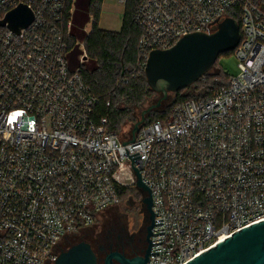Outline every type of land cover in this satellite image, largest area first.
Returning a JSON list of instances; mask_svg holds the SVG:
<instances>
[{"label": "built area", "instance_id": "1", "mask_svg": "<svg viewBox=\"0 0 264 264\" xmlns=\"http://www.w3.org/2000/svg\"><path fill=\"white\" fill-rule=\"evenodd\" d=\"M20 3L33 22L21 34L0 25V264H54L67 237L122 204L135 169L153 203L147 264H186L264 219V0L141 1L139 73L152 50L232 17L240 74L135 141L109 130L70 64L75 0H0V20Z\"/></svg>", "mask_w": 264, "mask_h": 264}, {"label": "water", "instance_id": "2", "mask_svg": "<svg viewBox=\"0 0 264 264\" xmlns=\"http://www.w3.org/2000/svg\"><path fill=\"white\" fill-rule=\"evenodd\" d=\"M34 19L33 9L26 3H20L7 12L0 20V25L21 34ZM240 40L238 21L227 17L219 22L217 30L212 33H189L170 48L152 50L146 63V78L149 86L160 97L142 111L140 119L133 125L129 141H135L147 116L153 110H159L162 102L169 98L170 92L182 90L202 78L214 66L219 55L235 50ZM135 171L136 188L146 194L143 202L150 214L148 246L144 256L125 261L129 264H147L152 246L153 203L149 187L143 182L139 170ZM114 257L121 258L119 253H112L107 257L106 264H112ZM54 264H97V258L91 245L83 241L62 251ZM186 264H264V219L235 231Z\"/></svg>", "mask_w": 264, "mask_h": 264}, {"label": "trees", "instance_id": "3", "mask_svg": "<svg viewBox=\"0 0 264 264\" xmlns=\"http://www.w3.org/2000/svg\"><path fill=\"white\" fill-rule=\"evenodd\" d=\"M141 1L128 0L119 31L99 27L98 16L103 0H75L73 14V33L76 38L85 42L88 59L81 61L80 57L84 54V50L81 44H75L73 41L70 64L73 67L81 66L84 78L101 98L99 112L102 116L109 118V130L117 134H125L123 130L128 128L126 132L128 137L131 136L133 125L140 119L145 109L144 104L153 96L159 95L149 86L146 72L142 70L139 73L137 68L138 45L142 29L136 22V14ZM92 17H94L92 27L87 33L85 27ZM236 19L240 22L238 18ZM231 53H234V50L223 52L224 55ZM214 66V71H208L204 78L175 92L170 108L160 113L153 111L145 123L170 118L177 104L206 97L213 90L228 85L231 76L220 67L218 58ZM189 89L193 90L187 91ZM109 100L111 103L107 106L106 103ZM136 189L132 186L126 188L125 192L130 194L132 200H141L144 193ZM123 197H126V194Z\"/></svg>", "mask_w": 264, "mask_h": 264}, {"label": "flooded vegetation", "instance_id": "4", "mask_svg": "<svg viewBox=\"0 0 264 264\" xmlns=\"http://www.w3.org/2000/svg\"><path fill=\"white\" fill-rule=\"evenodd\" d=\"M143 198L133 201L140 208V214L137 216L134 227L122 214H117V219L114 220V223H111V228L107 230L93 233L89 237L83 235L67 237L59 246L60 252L84 241L91 245L97 258V264H106L107 257L112 253H119L121 257L118 259L114 257L112 264H129L125 260H133L144 256L148 246L147 228L150 223V214Z\"/></svg>", "mask_w": 264, "mask_h": 264}, {"label": "rangeland", "instance_id": "5", "mask_svg": "<svg viewBox=\"0 0 264 264\" xmlns=\"http://www.w3.org/2000/svg\"><path fill=\"white\" fill-rule=\"evenodd\" d=\"M124 11H125V6L119 4L117 1L103 0L101 4L100 14L98 16L99 27L105 30L119 31L122 27ZM93 20L94 17L91 18V21H89V23L85 27L87 33L90 32L91 30ZM81 46H83L82 48H84V55H85L84 61H87L88 56L85 49L84 41L81 42ZM218 63L220 67L224 70V72L229 76H235L240 74L239 60L234 53H231L230 55H224L223 53H221V55L218 57ZM86 66L89 68L88 63H86ZM214 67L215 66H213L211 70L214 71ZM192 90L193 89H189L187 91H192ZM159 97L160 95L153 96L144 104V108H147L149 105L157 102ZM174 97H175V92H170L169 98L162 102V105L159 108V110H153V111L158 113L164 112L165 109L170 108V105L173 103ZM150 114L147 116V119L150 116ZM127 131L128 128L123 130L125 134L121 133L118 135L120 137H128V134H126ZM133 196H135L134 193ZM129 198H130V194L126 193V197H124V201L122 202V204L119 207L112 208L103 212L100 218L98 219V221L96 222V224L93 227L87 229L84 232L83 236L89 237L92 236L93 233H97L99 231L107 230L111 228V223H114V220L117 219L116 217L117 214H122L124 218L128 220L130 225L134 227L137 222V218H138L137 216L140 214V210H139L140 208H138L136 203L133 202L134 199L132 200Z\"/></svg>", "mask_w": 264, "mask_h": 264}]
</instances>
